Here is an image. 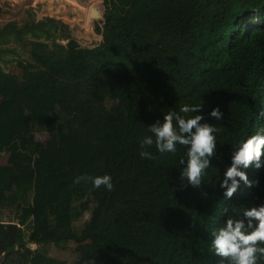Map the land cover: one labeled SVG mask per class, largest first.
Instances as JSON below:
<instances>
[{"label":"trees","instance_id":"trees-1","mask_svg":"<svg viewBox=\"0 0 264 264\" xmlns=\"http://www.w3.org/2000/svg\"><path fill=\"white\" fill-rule=\"evenodd\" d=\"M99 8L91 0L88 10ZM44 12L8 20L0 37L11 28L60 26L58 14ZM103 12L97 45L71 37L28 41L30 59L16 61L19 77L0 68V153L16 146L33 156L30 167H0V208L17 218L0 221V260L19 248L28 264H55L47 243L100 237L112 242L110 250L81 256L108 264H220L226 258L209 247L211 232L232 209L264 203V167H249L252 186L242 183L230 199L218 182L233 146L264 130V0H103ZM183 104L203 105L219 129L217 156L199 186L178 178L186 146L159 153L153 144V158L139 155L147 126ZM215 105L224 112L218 121L207 117ZM35 131L46 132V141ZM104 173L111 190L75 182ZM138 175L151 181L136 184ZM87 192L97 214L79 228Z\"/></svg>","mask_w":264,"mask_h":264},{"label":"clouds","instance_id":"clouds-1","mask_svg":"<svg viewBox=\"0 0 264 264\" xmlns=\"http://www.w3.org/2000/svg\"><path fill=\"white\" fill-rule=\"evenodd\" d=\"M179 113H196L182 116ZM179 113L167 111L163 118H157L147 126L149 135L140 139L141 158H153L148 149L155 144L159 153H176L177 145L186 146V153L180 158L179 179L193 186H199L211 158L217 156L216 133L219 129L206 119L203 105L183 104ZM207 117L221 120L224 112L219 105L207 111ZM264 130L241 139L233 146L230 164L225 169L219 186L223 196L230 199L241 184L249 187V167H264ZM90 181L94 188L104 186L113 188L112 177L108 173L98 175H80L75 182ZM209 247L220 256V264H260L264 261V203L254 204L232 211L226 216L221 226L211 232Z\"/></svg>","mask_w":264,"mask_h":264},{"label":"rangeland","instance_id":"rangeland-1","mask_svg":"<svg viewBox=\"0 0 264 264\" xmlns=\"http://www.w3.org/2000/svg\"><path fill=\"white\" fill-rule=\"evenodd\" d=\"M102 2L103 0H99ZM91 0H0V25L8 20H16L19 23L27 17V11L33 10L36 14H44V11H50L52 14H58L59 19H53L60 25L49 23L44 29L34 26L32 29H26L19 33L16 29H8L0 37V68L4 72H11L17 77L21 75L16 65L17 59L23 58L29 60L28 53L30 47L28 41H43L48 45L53 42L65 43L70 37L85 46L93 47L101 40V35L96 29L101 19L91 20V12L88 10ZM103 9V8H102ZM64 19V23L59 21ZM91 21V22H90ZM50 25H53L49 27ZM48 26V27H47ZM64 28L66 31H62ZM35 30V32H32ZM52 33L54 35H52ZM2 95L0 94V100ZM78 100H83L78 98ZM36 140L45 142L47 133L44 131H35L33 134ZM33 156L28 151L19 147L7 146L0 153V167L13 170L27 168L32 166ZM1 178V177H0ZM136 184H141V180L151 181L147 176L136 177ZM150 185V184H149ZM144 186V185H142ZM87 203L86 211L75 221L77 227L96 215V197L93 193L87 192L85 195ZM15 211L9 207L0 208V221H16ZM112 242L107 238L95 240L86 239L81 243L74 240H61L58 242L47 243L44 250L48 256L53 257L55 264H108L97 256H81L83 250L103 249L110 250ZM32 249L37 248L34 243H29ZM22 250L14 248L11 252L6 253L5 257L0 260V264H28L21 257ZM87 254V253H86Z\"/></svg>","mask_w":264,"mask_h":264},{"label":"water","instance_id":"water-1","mask_svg":"<svg viewBox=\"0 0 264 264\" xmlns=\"http://www.w3.org/2000/svg\"><path fill=\"white\" fill-rule=\"evenodd\" d=\"M100 2V1H99ZM103 1L102 2H100V8L99 9H97V11L96 12H94V14L92 13V11H91V14H93V17L91 18V16H90V13H89V18L91 19V20H95V19H101V20H103V18H104V12H103ZM91 22V21H90Z\"/></svg>","mask_w":264,"mask_h":264}]
</instances>
